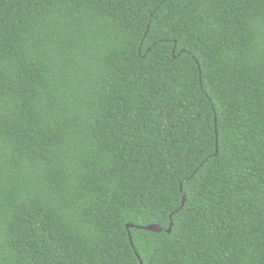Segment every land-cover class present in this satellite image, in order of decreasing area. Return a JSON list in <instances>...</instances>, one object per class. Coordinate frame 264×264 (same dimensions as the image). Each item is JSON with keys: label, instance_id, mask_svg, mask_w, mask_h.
Here are the masks:
<instances>
[{"label": "trees", "instance_id": "1", "mask_svg": "<svg viewBox=\"0 0 264 264\" xmlns=\"http://www.w3.org/2000/svg\"><path fill=\"white\" fill-rule=\"evenodd\" d=\"M140 262L264 264V0H0V264Z\"/></svg>", "mask_w": 264, "mask_h": 264}, {"label": "water", "instance_id": "2", "mask_svg": "<svg viewBox=\"0 0 264 264\" xmlns=\"http://www.w3.org/2000/svg\"><path fill=\"white\" fill-rule=\"evenodd\" d=\"M184 204V199H183V201H182V205ZM127 228H130V227H132V226H126ZM144 229H146V230H149V231H152V232H155V233H161V232H163V229L162 228H160V227H158V226H147L146 228H144ZM171 230H172V225L170 224L169 225V228L166 230V233L169 235V234H171ZM129 240H130V243H131V245H132V241H131V237H129ZM140 264H141V262H140Z\"/></svg>", "mask_w": 264, "mask_h": 264}]
</instances>
